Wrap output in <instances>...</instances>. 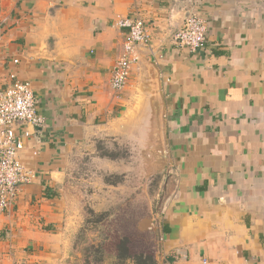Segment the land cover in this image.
I'll return each instance as SVG.
<instances>
[{"label":"crops","instance_id":"crops-1","mask_svg":"<svg viewBox=\"0 0 264 264\" xmlns=\"http://www.w3.org/2000/svg\"><path fill=\"white\" fill-rule=\"evenodd\" d=\"M190 14L207 24L197 52L174 39ZM127 17L152 39L117 91ZM20 80L45 123L20 153L36 178L0 212V264H72L73 162L122 137L153 170L156 101L168 166L139 225L160 237L157 264L264 260V0H0V91Z\"/></svg>","mask_w":264,"mask_h":264},{"label":"rangeland","instance_id":"rangeland-1","mask_svg":"<svg viewBox=\"0 0 264 264\" xmlns=\"http://www.w3.org/2000/svg\"><path fill=\"white\" fill-rule=\"evenodd\" d=\"M129 141L122 137L111 141L101 139L92 149L79 153L73 162L64 193L82 222L72 247L74 256L78 246H82L77 244L82 229L96 241L97 233L91 229L93 223L87 222L95 218L91 209L101 213L125 208L126 215L140 221L150 208L157 206L161 172L148 171L142 146Z\"/></svg>","mask_w":264,"mask_h":264},{"label":"built area","instance_id":"built-area-1","mask_svg":"<svg viewBox=\"0 0 264 264\" xmlns=\"http://www.w3.org/2000/svg\"><path fill=\"white\" fill-rule=\"evenodd\" d=\"M128 28L129 39L125 53L117 62L111 80L112 87L122 91L136 60L139 46L148 45L152 35L141 17H127L118 22ZM174 39L191 52H197L207 40V24L200 15L190 14L177 29ZM37 97L29 80H20L6 90L0 91V212L10 208L22 185L31 183L36 172L21 158L26 137L31 129L41 127L45 118L37 114ZM19 127L22 131L19 132ZM208 261L204 260V264ZM254 264H264L259 260Z\"/></svg>","mask_w":264,"mask_h":264},{"label":"trees","instance_id":"trees-1","mask_svg":"<svg viewBox=\"0 0 264 264\" xmlns=\"http://www.w3.org/2000/svg\"><path fill=\"white\" fill-rule=\"evenodd\" d=\"M122 210H106L96 213L92 231L97 238L91 240L84 229L78 238V252L72 264H157V251L160 237L157 232L143 231L139 220ZM145 216V215H144ZM85 245V246H84ZM109 260V262H108Z\"/></svg>","mask_w":264,"mask_h":264},{"label":"water","instance_id":"water-1","mask_svg":"<svg viewBox=\"0 0 264 264\" xmlns=\"http://www.w3.org/2000/svg\"><path fill=\"white\" fill-rule=\"evenodd\" d=\"M155 112H156V130H155V142L152 144L148 154L153 162V172H162L168 166L167 154L164 145V140L161 133V124H160V105L159 102L155 103Z\"/></svg>","mask_w":264,"mask_h":264}]
</instances>
